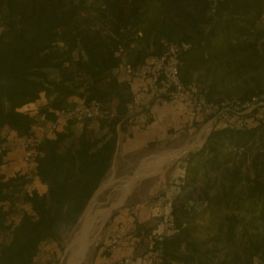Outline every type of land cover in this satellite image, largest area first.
<instances>
[{
    "label": "trees",
    "instance_id": "obj_1",
    "mask_svg": "<svg viewBox=\"0 0 264 264\" xmlns=\"http://www.w3.org/2000/svg\"><path fill=\"white\" fill-rule=\"evenodd\" d=\"M180 41L190 45L179 56L182 82L209 102L233 101L232 110L186 159L173 225L145 264H264V104L243 127L228 125L264 94V0H0V147L76 104L107 111L60 119L33 146L45 192L25 189L26 171L0 170V264H58L62 247L40 256L41 246L78 223L112 166L127 105L138 99L123 66L152 67L165 43ZM112 235L117 227L105 241Z\"/></svg>",
    "mask_w": 264,
    "mask_h": 264
},
{
    "label": "crops",
    "instance_id": "obj_2",
    "mask_svg": "<svg viewBox=\"0 0 264 264\" xmlns=\"http://www.w3.org/2000/svg\"><path fill=\"white\" fill-rule=\"evenodd\" d=\"M135 80L132 89L136 92L138 100L142 102V106L134 112H129L122 123L118 124L115 158L118 154L128 155L139 151L147 147L151 141L162 140L169 134L170 129L183 133L186 127L192 125V114L185 104L181 101L156 98L147 80ZM3 147L6 153L1 168L2 173L11 176L26 171L31 180L27 182L25 189L28 192L30 190H36L37 193L45 192L46 185L36 178L33 163L23 159L22 150L16 147V143L7 142ZM184 174L185 163L179 167L178 177L174 181L171 180L172 178L168 180L163 178L154 183L153 188L146 186L145 188L149 190L145 194L138 193V198L133 200L131 197L105 226L106 236L116 227L120 232L117 250L112 254L104 252L105 237L90 253L85 264H118L119 259L124 255L136 257L145 255L149 251L150 234L158 228L161 220L170 216L171 207L177 197L176 188L184 179ZM133 222L135 227L131 226ZM120 224L122 227H119ZM46 252L41 247L40 256Z\"/></svg>",
    "mask_w": 264,
    "mask_h": 264
},
{
    "label": "built area",
    "instance_id": "obj_3",
    "mask_svg": "<svg viewBox=\"0 0 264 264\" xmlns=\"http://www.w3.org/2000/svg\"><path fill=\"white\" fill-rule=\"evenodd\" d=\"M189 47L190 45L183 41L165 43L163 52L159 55L152 67L133 69L128 63H126L123 66V70L126 74L131 75L136 79L149 81L151 90L153 89L156 98L181 101L190 109L192 117H206V121L210 124L209 130H211L223 112L232 110L230 105L233 101H224L220 104L209 102L201 93L197 85L193 83L186 85L182 82L179 76V56L182 52L189 49ZM263 104L264 94L257 98H253L252 101L245 105L243 110L236 111V118L228 123L229 127H243L247 122L248 113L255 107ZM141 106L142 102L140 100L137 99L131 101L127 105V114L129 112H134ZM37 113L38 110L34 108L32 115H36ZM106 115L107 111L95 101L87 103L82 102L73 107L59 110L56 112V120L47 125H37L32 134L18 139L16 147L22 150L23 159L26 162H30L33 146L35 144H40L43 141L44 135L57 129L58 121L60 119L73 117L77 121H83L84 119H101ZM3 149H5V147L1 146L0 152ZM2 165H0V170ZM183 184L184 180L182 179L176 188V193L180 191ZM172 225L173 221L170 216L167 219L161 220L158 224L157 230L150 234L149 251L145 255L137 257L133 255H124L119 259L118 264H145L155 262L157 255L156 252L151 249V246L154 244V240L159 235L165 234L166 230ZM131 226L135 227V222H133ZM119 227H122V224H120ZM119 241L120 235H112L106 242L105 249L110 253L115 252L118 248Z\"/></svg>",
    "mask_w": 264,
    "mask_h": 264
},
{
    "label": "rangeland",
    "instance_id": "obj_4",
    "mask_svg": "<svg viewBox=\"0 0 264 264\" xmlns=\"http://www.w3.org/2000/svg\"><path fill=\"white\" fill-rule=\"evenodd\" d=\"M44 101L45 99H41L39 103H43ZM207 124H209L208 121H196L195 124L186 127L185 128L186 130L183 131V133H178L170 129L169 134L166 135V137L163 138L162 140L151 141L149 142L150 144L147 145V147L139 151H136L128 155L118 154L116 158L115 157L113 158L112 166L109 169L103 181L101 182L102 185L101 184L99 185V187L93 194L94 197L92 196V198L89 201L90 204L88 205H91L93 210L108 207V205H110L114 201V199L120 195V192L122 188L124 187V185L127 184L128 182L127 177L133 174L138 168H140L144 160L147 159L149 156H152V155L156 156L158 153L166 151V150H173V149H178L182 146L191 145L189 150L186 151L184 154L174 157L173 159L170 158L169 159L170 161L169 160L164 161V163L161 166V169L147 176H144L142 178L135 179L132 182V184L130 185L131 189H129L128 194L126 195V197H124L125 199H123L120 203L114 205L113 207L115 208L112 209L104 219L100 220V222L98 223L100 225L97 224L96 226V228L99 227L98 229L91 231L90 236H89L90 241L85 251L77 258L75 264H85L90 253L98 245H100L102 240H104V238L106 237L105 226H106V223L110 221L111 215L113 213H118L119 210L123 208L128 203V201H130L131 197L133 200L134 198H138L137 197L138 193H141L142 195L145 194L149 190V189H146L147 188L146 186H151L153 188L154 183H156L157 181H160L163 178L166 180L172 178L171 179L172 181L177 179L178 173H179V167L186 162V159L189 157L190 153L197 151L198 149L202 147L209 133L213 129L212 127V129L208 130L207 132H204V131L201 132V130ZM164 157H165V154L160 157V160L163 159ZM147 160H150V159L148 158ZM160 160L158 159L157 164H159ZM28 179L30 182L31 179L30 178ZM29 192H36V190H30ZM81 218H82V215L78 223L76 224V226H74L71 229H67L63 231L59 240L48 241L41 246L43 251L53 250L54 252L58 254L60 252L59 247H62L63 249L62 253H60V255L57 254L58 264L66 263L69 257V254L71 253V249H69L68 247L71 241L73 240L75 233L77 232L79 228V225H80L79 223H80ZM2 234L3 233L0 232V237L2 236ZM91 234H92V237H91ZM253 264H259V259L254 258Z\"/></svg>",
    "mask_w": 264,
    "mask_h": 264
},
{
    "label": "bare ground",
    "instance_id": "obj_5",
    "mask_svg": "<svg viewBox=\"0 0 264 264\" xmlns=\"http://www.w3.org/2000/svg\"><path fill=\"white\" fill-rule=\"evenodd\" d=\"M209 127H210L209 124H207L201 130V132H203V131L207 132L209 130ZM190 146L191 145H186V146H182L178 149L166 150V151H163L160 153L157 152L158 154L156 156H153V155L149 156L148 158L150 160H147L148 158L145 159L142 166L140 168H138L133 174H131L127 177L128 178L127 184L124 185V187L122 188V190L120 192V195L118 197H116L114 199V201L111 203V205H108V207L93 210L91 205H88L90 203H88L87 204L88 206L86 207V209L84 210V212L82 214V218H81L80 223H79L80 224L79 228H78L77 232L75 233V236H74L73 240L71 241V243L68 247L69 249H71V253L69 254V257H68L65 264H75L76 263L77 258L85 251V249H86V247L90 241L89 236H90L91 231L98 229L99 227L96 228V226L100 222V220L104 219L108 215V213L110 212L111 208L114 205L120 203L123 199H125L124 197H126V194L129 192V189H131L130 185L132 184V182L135 179L142 178L144 176H147V175L161 169V166L164 163V161L169 160L170 158L173 159L174 157H177L179 155L184 154L186 151L189 150ZM164 154H165V157L160 160V157L163 156ZM158 159L160 160L159 164H157ZM98 225H100V224H98ZM91 237H92V234H91Z\"/></svg>",
    "mask_w": 264,
    "mask_h": 264
},
{
    "label": "water",
    "instance_id": "obj_6",
    "mask_svg": "<svg viewBox=\"0 0 264 264\" xmlns=\"http://www.w3.org/2000/svg\"><path fill=\"white\" fill-rule=\"evenodd\" d=\"M205 139H206V138H205ZM127 194H128V193H127ZM127 194H126V195H127ZM110 205H111V204H110ZM114 208H115V207H114ZM114 208H111V210L114 209ZM111 210H110V211H111Z\"/></svg>",
    "mask_w": 264,
    "mask_h": 264
}]
</instances>
